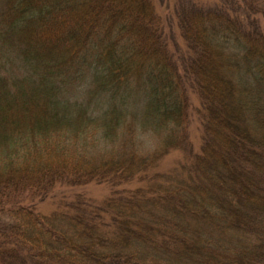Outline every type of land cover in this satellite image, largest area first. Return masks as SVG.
Instances as JSON below:
<instances>
[{"label":"trees","instance_id":"trees-1","mask_svg":"<svg viewBox=\"0 0 264 264\" xmlns=\"http://www.w3.org/2000/svg\"><path fill=\"white\" fill-rule=\"evenodd\" d=\"M198 1L0 0V264H264V0Z\"/></svg>","mask_w":264,"mask_h":264},{"label":"rangeland","instance_id":"rangeland-1","mask_svg":"<svg viewBox=\"0 0 264 264\" xmlns=\"http://www.w3.org/2000/svg\"><path fill=\"white\" fill-rule=\"evenodd\" d=\"M154 3H156V0H153ZM185 1V0H183ZM174 0H164V2H161L158 0L159 4V10H162L165 14L170 12V7H172ZM200 4L208 6L206 2H213V0H199ZM163 7V8H162ZM170 19V18H169ZM175 31V27H174ZM156 136H151L149 134H145V138L141 140V146L142 149L140 150L142 153H149L152 152L155 148L161 145L163 136L160 134H156ZM193 144H194V150H199V140L197 138H193ZM165 144L162 146L164 148ZM161 148V149H162ZM184 163L186 162V159L184 155L179 153V151L171 150L169 151L165 156L161 158V161L158 163L156 162L151 169L148 170L149 175L151 176L149 181L147 183L140 182V185H145V191H149V188H152L154 190H157L156 195H159L161 200L164 199L165 194L160 191L161 188L170 186V181L176 180V178L179 175H182V170L180 168H183L185 166ZM181 164H184L183 166H180ZM86 187V186H85ZM83 187V188H85ZM136 187H139L136 183H133L131 185L128 184H121L118 187L111 188L109 185L104 183H98V184H90L85 189H75L73 191L65 190L64 188H59L53 192V198L46 199L43 204H39L38 210L41 211L40 213H43L44 215H49L54 211H60L59 207L61 204L65 202H69L71 199L74 198L73 192L77 191H83L86 190V194L89 198L95 200V201H101L105 198H107L109 195H114L119 190H131L135 189ZM64 193V194H63ZM63 194V195H62ZM79 194H83L82 192H79ZM124 193V198H127L125 200L126 203L131 205L132 197ZM136 203L142 206V201L140 199L136 200ZM135 208L133 212H137L140 207ZM128 210H132V206H126ZM104 234V238L107 240H112L113 234H112V227H108L102 231Z\"/></svg>","mask_w":264,"mask_h":264}]
</instances>
